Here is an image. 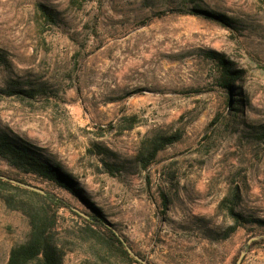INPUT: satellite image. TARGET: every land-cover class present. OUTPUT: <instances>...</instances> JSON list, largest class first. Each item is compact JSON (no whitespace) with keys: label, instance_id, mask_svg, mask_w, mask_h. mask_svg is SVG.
<instances>
[{"label":"rangeland","instance_id":"obj_1","mask_svg":"<svg viewBox=\"0 0 264 264\" xmlns=\"http://www.w3.org/2000/svg\"><path fill=\"white\" fill-rule=\"evenodd\" d=\"M193 7L229 17L232 29L179 15L140 25ZM210 52L242 71L239 110L225 108ZM263 126L259 0H0V131L67 171L151 264H236L242 252L240 264H264V243L248 247L263 230L225 237L233 221L219 207L237 195V210L264 219ZM0 170L20 173L1 156ZM28 231L26 217L0 202V264ZM63 264L97 263L77 250Z\"/></svg>","mask_w":264,"mask_h":264},{"label":"trees","instance_id":"obj_2","mask_svg":"<svg viewBox=\"0 0 264 264\" xmlns=\"http://www.w3.org/2000/svg\"><path fill=\"white\" fill-rule=\"evenodd\" d=\"M259 1L264 4V0ZM40 10L45 17L54 20L53 15L43 6ZM171 15L196 16L216 22L227 29L233 27L229 17L199 7L158 12L143 19L140 25L148 26L156 20ZM208 56L216 62L219 68V86L224 91L225 108L239 110L240 102L245 97L241 90L236 94L239 88L237 79L240 78L242 71L220 53L210 52ZM14 92L19 95L32 96L36 90L17 89ZM194 92L200 93L202 90L197 89ZM221 117L218 115L214 123L218 122ZM262 133L264 134V126ZM174 142L175 139L171 137L156 140L153 150L151 149L150 155L146 157L145 165L155 158L159 151ZM0 156L7 161L10 167L20 172L10 174L0 170V202L8 210L20 212L29 224L26 239L11 249L7 264H63L67 254L77 250L89 253L97 264H124L126 262L127 264H142L130 255L122 239L151 264L144 255L131 246L123 235L115 230L102 211L89 200L77 181L61 166L51 161L43 151L18 135L0 131ZM27 176L33 179H28ZM12 180L39 188L45 194L14 183ZM58 190L64 191L68 196L61 195L57 192ZM237 198V195L226 197L219 204V207L225 209L233 221L225 237L230 236L239 227L248 226L250 230L257 228L263 230L260 235L256 236L258 239L248 247L252 248L264 243V219L253 216L245 217L237 210L235 204ZM73 200L83 207L76 205ZM62 211L71 213L81 220L74 221L73 219L71 224H65L61 220ZM251 232L252 235L256 234V232Z\"/></svg>","mask_w":264,"mask_h":264},{"label":"water","instance_id":"obj_3","mask_svg":"<svg viewBox=\"0 0 264 264\" xmlns=\"http://www.w3.org/2000/svg\"><path fill=\"white\" fill-rule=\"evenodd\" d=\"M12 182H14V183H18V184H21V183H19V182H17V181H14V180H12ZM21 185H23L24 187H26V188H29V189H31V190H34V191H37V192H40V193H42V194H45V192L43 191V190H41V189H39V188H36V187H33V186H29V185H25V184H21ZM82 215H84L83 213H81ZM258 239V237H254V238H251L250 240H249V244H251L254 240H257ZM123 240V242H124V244L126 245V248H127V250H128V252L130 253V255L132 256V257H134L137 261H139L140 263H142V264H149L144 258H142L141 256H139L126 242H125V240L124 239H122ZM245 253L246 252H242L241 254H240V257H239V259H238V261H237V263L236 264H240L241 263V261H242V259H243V257H244V255H245Z\"/></svg>","mask_w":264,"mask_h":264}]
</instances>
